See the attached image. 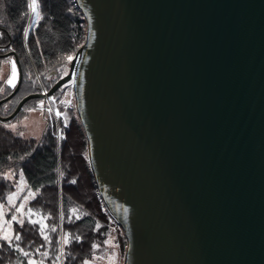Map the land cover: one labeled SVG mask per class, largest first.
Wrapping results in <instances>:
<instances>
[{"label":"water","instance_id":"water-1","mask_svg":"<svg viewBox=\"0 0 264 264\" xmlns=\"http://www.w3.org/2000/svg\"><path fill=\"white\" fill-rule=\"evenodd\" d=\"M76 2L69 70L0 118L72 80L123 264H264V0Z\"/></svg>","mask_w":264,"mask_h":264},{"label":"trees","instance_id":"trees-1","mask_svg":"<svg viewBox=\"0 0 264 264\" xmlns=\"http://www.w3.org/2000/svg\"><path fill=\"white\" fill-rule=\"evenodd\" d=\"M37 1L41 17L27 29L28 36L25 37L28 0H0V62L10 55L17 57L23 73L19 89L0 103L2 115L10 114L24 95L41 90L37 74L42 80L46 75L52 76L45 83L50 88L65 73L70 62L67 57L73 55L86 38L87 23L76 0ZM3 86L5 90L2 92ZM13 89L0 80V98ZM61 136L56 137L55 126L48 120L37 138L24 137L5 127V120L0 119V199H5L13 187L2 172L6 168L20 169L37 190L28 207L42 215L35 225L30 218L23 220V227L15 223V234L21 235V240H13L11 245L8 242L0 244V264H28L30 256L36 258L39 254L43 259L37 261L43 264L45 261H60L57 259L60 255V231L62 243L65 238L68 240L62 245L63 264H81L93 253L94 243L100 244L106 239L113 224L118 225L119 231L122 229L98 191L88 158L86 132L73 107L67 108ZM71 152H75L74 158ZM82 176L90 189L89 200L75 194ZM73 180L76 182L72 183ZM73 209L77 211L73 213ZM41 221L46 225L44 234L51 243L41 235ZM52 227L56 228L55 232L51 231ZM17 249H23L29 255L25 256Z\"/></svg>","mask_w":264,"mask_h":264},{"label":"rangeland","instance_id":"rangeland-1","mask_svg":"<svg viewBox=\"0 0 264 264\" xmlns=\"http://www.w3.org/2000/svg\"><path fill=\"white\" fill-rule=\"evenodd\" d=\"M38 3V1H37ZM30 10V9H29ZM38 11L39 6H38ZM41 17V13H40ZM36 17L33 13L31 16V22L28 25V30L40 19ZM28 20L26 22L27 26ZM25 26V27H26ZM27 30V32H28ZM75 54V53H74ZM73 54V55H74ZM73 55H71L73 57ZM16 60L13 56H8L6 59L0 62V80H2L6 85V80L11 74V62ZM4 61H8V63H4ZM70 62L65 67V73L69 69ZM17 69V78L14 80L15 84L18 81L19 77V68L16 63ZM38 82L41 86H46V82L52 78L51 75H46V77L42 78L38 76ZM45 81V82H44ZM5 90V86L1 88L3 92ZM43 104V108L41 105ZM73 107L76 110L75 103V95L73 89L72 80H69L65 84H63L60 88H58L46 101L42 97H34L32 100L27 101L21 109L10 119H5V125H8L15 132H19L24 137H39L42 133L44 125L46 121H50L53 123V109H59L60 116V125L62 129V125L67 118V108ZM12 125H15V128H12ZM0 138V145H1ZM76 144V141L75 143ZM75 146V145H74ZM73 158L75 156V152H71ZM2 175L11 182L13 187L6 193L5 199H0V205H3V208L0 209V236L7 233L8 235L13 237L15 235L14 225L16 222L20 220H24L25 218H30L32 220H41L42 215L37 212L29 213V201L34 198L37 194V190L32 187L24 176L22 170L16 168H6ZM11 177V178H9ZM75 194L83 199L90 198V189L88 188L87 182L85 178L82 176L80 180L79 186L75 189ZM35 193V196L32 197L31 194ZM10 195H15V199L9 203L8 197ZM20 209V211H17ZM13 216L17 217L16 221H13L11 218ZM42 222V221H41ZM118 223V222H117ZM43 224V222L41 223ZM119 224V223H118ZM120 225V224H119ZM121 226V225H120ZM122 228V226H121ZM120 234H125L123 228L121 231L118 230V225L113 224L110 227V230L107 234L106 239L98 244L94 243L93 253L90 257H86L81 264H123L125 257V249L127 245V238L124 236L120 237ZM12 240V241H13ZM62 232L60 231V248L59 253L60 261L46 262L45 264H63L64 263V253L61 252L62 245ZM6 242L3 239H0V244ZM125 243V247H124ZM45 252V251H44ZM52 261L53 257L51 255ZM43 259L40 254L35 258L33 255L28 259V264L30 262H34V264H43L41 261H37Z\"/></svg>","mask_w":264,"mask_h":264},{"label":"snow or ice","instance_id":"snow-or-ice-1","mask_svg":"<svg viewBox=\"0 0 264 264\" xmlns=\"http://www.w3.org/2000/svg\"><path fill=\"white\" fill-rule=\"evenodd\" d=\"M27 7H28V9H30V11H31L32 13H34V14L36 15L37 18L40 17V12L38 11V3H37V0H28ZM0 35H2V33H0ZM24 36H25V37L28 36V32H27V31L24 32ZM67 59H68L69 61H71V60L73 59V57L70 55V56L67 57ZM4 63H8V61H4ZM16 78H17V69H16V63H15V61L13 60V61L11 62V74H10V76L8 77V79L6 80V83H7L8 85H10L12 88H15L16 84H15L14 80H15ZM41 107L43 108V104L41 105ZM56 115H57V116H60L61 113H60V112H57ZM65 126H67V125H65ZM5 127H8V125H5ZM12 128H15V125H12ZM61 138H63V135L61 136ZM61 175H63V173H61ZM9 178H11V177H9ZM71 182H72V183H75L76 181L73 180V181H71ZM31 196L34 197V196H35V193H32ZM15 198H16L15 195H10V196L8 197V201H9V203H11ZM2 208H3V205H0V209H2ZM17 211H20V209H17ZM28 211H29V213H31V212H32V209H29ZM76 211H77V209H73V213H75ZM76 218L79 219V216H77ZM11 219H12L13 221H16V220H17V217H16V216H13ZM30 222H31L33 225H35V224L38 223V221H36V220H31ZM18 223L20 224L21 227L24 226V221H23V220L18 221ZM40 227H41V235L43 236L44 240L47 241L48 243H51V241L49 240V237H48L47 235L44 234V228L46 227V225L41 224ZM51 231H52V232H55V231H56V228H55V227H52V228H51ZM75 238H76L77 240L79 239V237H75ZM0 239H3L4 241L8 242V243L11 245L12 240H13V237L10 236V235H8L7 233H5V234H3L2 236H0ZM14 240H15V241H20V240H21V235H19V234H15V235H14ZM64 243H65V244L68 243L67 238L64 239ZM17 250L23 252V254H24L25 256H28V255H29V253H28V252H24L23 249H17ZM62 251H63V250L61 249V252H62ZM43 255L46 256L47 253H43ZM57 259H59V257H57ZM30 264H34V262H30Z\"/></svg>","mask_w":264,"mask_h":264},{"label":"built area","instance_id":"built-area-1","mask_svg":"<svg viewBox=\"0 0 264 264\" xmlns=\"http://www.w3.org/2000/svg\"><path fill=\"white\" fill-rule=\"evenodd\" d=\"M57 112H59L58 109H53V115H54V118H55V120L58 122L60 116H57V115H56ZM58 134H59V132H58Z\"/></svg>","mask_w":264,"mask_h":264}]
</instances>
